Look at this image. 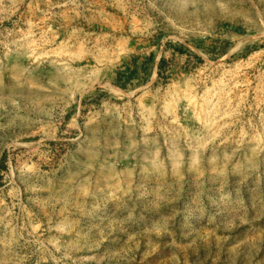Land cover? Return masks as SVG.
Here are the masks:
<instances>
[{"label": "rangeland", "instance_id": "374dc122", "mask_svg": "<svg viewBox=\"0 0 264 264\" xmlns=\"http://www.w3.org/2000/svg\"><path fill=\"white\" fill-rule=\"evenodd\" d=\"M0 264H264V0H0Z\"/></svg>", "mask_w": 264, "mask_h": 264}, {"label": "trees", "instance_id": "16d2710c", "mask_svg": "<svg viewBox=\"0 0 264 264\" xmlns=\"http://www.w3.org/2000/svg\"><path fill=\"white\" fill-rule=\"evenodd\" d=\"M179 53H183V52L180 51ZM151 59L152 57H150L148 61H150ZM159 63L162 65L164 63V59L161 58ZM137 75H138V70L136 68L134 69L127 68L126 72L117 75L116 85L121 89H126L125 85L133 81Z\"/></svg>", "mask_w": 264, "mask_h": 264}]
</instances>
